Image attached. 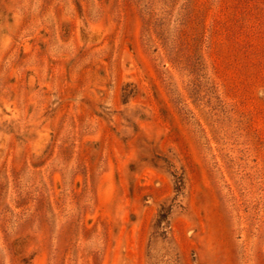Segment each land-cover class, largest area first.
<instances>
[{"label": "rangeland", "instance_id": "obj_1", "mask_svg": "<svg viewBox=\"0 0 264 264\" xmlns=\"http://www.w3.org/2000/svg\"><path fill=\"white\" fill-rule=\"evenodd\" d=\"M0 264H264V0H0Z\"/></svg>", "mask_w": 264, "mask_h": 264}]
</instances>
